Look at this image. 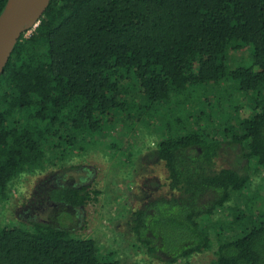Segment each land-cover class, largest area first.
I'll use <instances>...</instances> for the list:
<instances>
[{
    "label": "trees",
    "instance_id": "trees-1",
    "mask_svg": "<svg viewBox=\"0 0 264 264\" xmlns=\"http://www.w3.org/2000/svg\"><path fill=\"white\" fill-rule=\"evenodd\" d=\"M119 122L158 131L145 159L164 170L128 207L139 264H184L211 230L210 264H264V198L246 195L264 168V0H49L0 76V202L51 159L83 166L103 137L116 151ZM46 183L30 204L48 218L0 223V264H123L78 232L91 183Z\"/></svg>",
    "mask_w": 264,
    "mask_h": 264
},
{
    "label": "rangeland",
    "instance_id": "rangeland-1",
    "mask_svg": "<svg viewBox=\"0 0 264 264\" xmlns=\"http://www.w3.org/2000/svg\"><path fill=\"white\" fill-rule=\"evenodd\" d=\"M28 32V31H26ZM235 55L237 60L242 58L243 51ZM245 112L249 111L244 109ZM112 133L116 137L117 150L109 149L105 143L88 149L79 156L76 162L83 166H76L63 170L54 165L53 159L49 161L44 170L36 173H25L9 185L8 197L0 202V223L9 224L15 220L47 217L43 212V204H30V199L39 184L53 185L60 183H91V188L98 191L96 199L90 201L80 212L79 234L102 242L105 249H120L119 256L124 258L123 264H139L142 254L136 255L131 248V238L128 229L130 219L128 207L134 205L142 198L145 188H150L153 181L162 182L164 170L160 163L151 165L154 155L148 149L154 147L159 139L155 129L139 128L138 134H123L125 128L119 122ZM131 154L128 156V154ZM130 157L129 161L127 160ZM144 159L146 164H144ZM89 172V173H88ZM156 175V176H155ZM153 176H155L153 178ZM83 177V179H81ZM164 183V181H163ZM164 187V186H163ZM35 188V189H34ZM146 193H152L147 190ZM141 191V192H140ZM248 197L258 195L264 198V168L258 169L252 175ZM233 203H229L231 205ZM62 212L51 210L48 215L57 224L60 222ZM64 214V213H63ZM225 215V214H224ZM224 215L217 212L214 216L216 222L224 219ZM63 219V218H62ZM74 225V224H73ZM71 226V224H70ZM212 231L213 246L195 256L184 264H210L214 258V244L216 243L215 230ZM232 233V230L229 231ZM229 233V234H230ZM226 232H223V235Z\"/></svg>",
    "mask_w": 264,
    "mask_h": 264
},
{
    "label": "water",
    "instance_id": "water-1",
    "mask_svg": "<svg viewBox=\"0 0 264 264\" xmlns=\"http://www.w3.org/2000/svg\"><path fill=\"white\" fill-rule=\"evenodd\" d=\"M28 1L13 0L10 16L1 21L2 14L9 4L8 0L6 7L0 15V76L21 34L38 24L39 17L49 2V0H46L41 10L31 20L23 23L25 15L28 12Z\"/></svg>",
    "mask_w": 264,
    "mask_h": 264
},
{
    "label": "bare ground",
    "instance_id": "bare-ground-1",
    "mask_svg": "<svg viewBox=\"0 0 264 264\" xmlns=\"http://www.w3.org/2000/svg\"><path fill=\"white\" fill-rule=\"evenodd\" d=\"M46 0H29L28 1V12L25 15L24 22H27L31 20L43 7ZM13 0H9V4L7 5L6 9L4 10L2 14L1 21H3L5 18H8L10 16L11 12V4Z\"/></svg>",
    "mask_w": 264,
    "mask_h": 264
}]
</instances>
